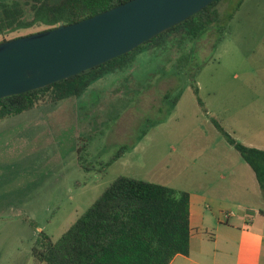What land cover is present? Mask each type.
<instances>
[{"label": "rangeland", "instance_id": "1", "mask_svg": "<svg viewBox=\"0 0 264 264\" xmlns=\"http://www.w3.org/2000/svg\"><path fill=\"white\" fill-rule=\"evenodd\" d=\"M239 1L219 6L200 35L161 36L132 52L82 96L0 119V264H46L31 252L41 232L56 239L118 175L166 184V158L188 165L204 160L209 144L223 150L228 141L212 118L235 137L264 139V0ZM31 2L22 1L23 17ZM43 26L12 27L0 40Z\"/></svg>", "mask_w": 264, "mask_h": 264}, {"label": "trees", "instance_id": "2", "mask_svg": "<svg viewBox=\"0 0 264 264\" xmlns=\"http://www.w3.org/2000/svg\"><path fill=\"white\" fill-rule=\"evenodd\" d=\"M22 1L12 0L0 5L3 14L0 32L34 23L44 25L39 30L51 28L59 21L70 23L126 0H32L28 6L32 11L30 17L26 16L27 6H23V17ZM218 1L211 0L127 52L44 86L0 97V119L31 108L44 99L54 101L81 94L106 72L126 65L132 52L159 44L157 40L161 36L200 35L219 19ZM192 88L197 94L196 82H192ZM176 99L177 95L174 101ZM197 99L202 103L198 95ZM212 121L252 167L264 195V149L241 142L218 120L212 118ZM124 148L125 145L110 156L105 166L121 155ZM189 237L187 190L120 174L56 239L42 231L31 252L35 260L46 264H169L176 253L188 252Z\"/></svg>", "mask_w": 264, "mask_h": 264}, {"label": "crops", "instance_id": "3", "mask_svg": "<svg viewBox=\"0 0 264 264\" xmlns=\"http://www.w3.org/2000/svg\"><path fill=\"white\" fill-rule=\"evenodd\" d=\"M227 1L219 0L218 9ZM259 50L264 55V39ZM257 101L264 99L257 96ZM235 138L264 149L259 133ZM228 144L223 150L218 142L209 144L200 163L193 159L185 165L180 158L163 162L170 177L165 183L189 192V250L176 253L169 264H264L263 191L252 167Z\"/></svg>", "mask_w": 264, "mask_h": 264}, {"label": "water", "instance_id": "4", "mask_svg": "<svg viewBox=\"0 0 264 264\" xmlns=\"http://www.w3.org/2000/svg\"><path fill=\"white\" fill-rule=\"evenodd\" d=\"M211 0H126L0 41V97L44 86L127 52Z\"/></svg>", "mask_w": 264, "mask_h": 264}]
</instances>
